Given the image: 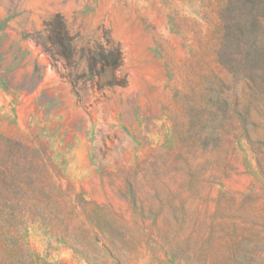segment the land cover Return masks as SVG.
I'll return each mask as SVG.
<instances>
[{"label":"rangeland","instance_id":"1","mask_svg":"<svg viewBox=\"0 0 264 264\" xmlns=\"http://www.w3.org/2000/svg\"><path fill=\"white\" fill-rule=\"evenodd\" d=\"M0 264H264V0H0Z\"/></svg>","mask_w":264,"mask_h":264}]
</instances>
